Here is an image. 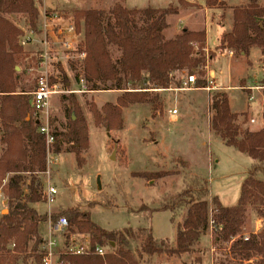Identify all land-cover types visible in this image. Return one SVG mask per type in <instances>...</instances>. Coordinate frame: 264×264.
<instances>
[{"label":"trees","instance_id":"1","mask_svg":"<svg viewBox=\"0 0 264 264\" xmlns=\"http://www.w3.org/2000/svg\"><path fill=\"white\" fill-rule=\"evenodd\" d=\"M40 1L0 0V143L5 146L0 155V184L5 181L3 190L8 206L7 213L0 217V264L18 261L42 264L40 250L44 239L38 225L48 222L53 227L62 219L67 222L66 240L75 234L90 235V252L81 256L62 255V264H151L153 257L161 254L180 259L191 252L210 222L218 230L217 239L230 244L232 260L264 264V227L256 234L243 235L249 209L264 218V128L255 132L242 130L238 119L245 114L231 112L225 92L211 96V130L224 146L247 155L251 164L235 205L226 207L217 197L211 198L212 220L209 217V182L201 175L184 178L181 191L171 195L159 207L158 211L179 214L174 225V242L158 241L148 230L134 252L128 248L129 240L135 238L132 230L107 231L90 221L89 211L72 208L47 217L31 207L43 200L37 176L46 171V147L25 95L31 91L26 93L19 89L20 73L15 70L25 56L19 43L22 31L5 16H21L28 30L37 32L39 11L36 2L40 4ZM176 2L177 6L169 5L163 9L132 10L117 2L108 14L103 10L75 13V30L82 34L78 50L85 54L81 64L77 65L81 72L77 77L85 80L91 92L102 90L99 85L104 83H112L114 87L103 90L122 91L115 104L106 103L100 113L94 114L97 125L101 119L108 131H119L123 126L122 109L142 104H152L155 109L158 106L155 91L181 88L182 80L176 76L177 72L194 75L193 88L208 86L204 71L207 64L205 32L182 29L172 40L163 36L168 28V17L178 15L180 8L195 7L186 0ZM204 4L209 9L224 6L219 0H204ZM110 47L119 51L116 60L111 57ZM219 48L231 50L235 57L247 56L250 49L258 48L264 68V7L258 5L257 0L233 8L232 30L221 36ZM35 61L32 59V66L36 65ZM63 83L69 88L65 77ZM62 101L68 106L67 125L63 133L51 131L54 138L52 151L59 155L62 144L67 145L64 153L73 154L79 168L83 165L82 154L89 147L86 122L75 95L64 96ZM262 108L264 120V92ZM23 175L30 176L27 194L22 190ZM171 175L169 171H156L139 172L135 176L156 181ZM111 244L114 252L102 257L94 254L95 247Z\"/></svg>","mask_w":264,"mask_h":264},{"label":"rangeland","instance_id":"2","mask_svg":"<svg viewBox=\"0 0 264 264\" xmlns=\"http://www.w3.org/2000/svg\"><path fill=\"white\" fill-rule=\"evenodd\" d=\"M186 1L194 4L195 7L180 8L178 15L167 18L168 28L163 32L166 40L174 39L182 29L203 31L198 28L204 24L209 26L210 16L207 13L205 15L196 13L199 9V0ZM46 2V4L43 0L40 4L36 2L39 11L37 29L42 24L43 10L47 13L56 12L66 20L74 21L76 12L103 10L108 14L113 7L107 5L110 0H46ZM117 2L123 3V0H116L115 3ZM133 2L138 9L177 6L176 0H132ZM5 17L22 31V36L30 32L23 17L15 15ZM72 39L74 43L79 44L82 41V34ZM194 47L197 48V45L194 44ZM22 48L25 56L18 62L16 67L19 70L16 72L20 73L19 89H24L28 93L33 91L37 77L35 72H31V68H34L32 59L37 60V46L25 45ZM110 52L113 60L119 57V51L116 48L110 47ZM204 54L208 63L213 53L204 50ZM57 55L56 63L52 65L53 75L58 77L62 87L64 86L63 77H65L70 90L80 89L78 80L81 76L79 78L77 76L81 72L77 64L68 53ZM204 71L208 82L206 66ZM248 73L242 75V72H234L231 85L237 87L238 91L230 92L234 109L231 112L243 106L245 112L242 113L245 117L239 118L238 124L242 130L248 129L255 132L264 128L263 109L262 106L258 107L257 102V99L262 98L264 90L252 91L247 87L264 86L262 83L264 75L258 70ZM176 76L182 80L181 88L155 91L154 94L157 95L158 100V106L154 107L155 109L152 104L134 105L122 109L123 126L119 131H108L101 119L100 124L97 125L94 114L100 113L106 103L115 104L122 91L103 90L114 87L112 83H104L99 85L102 90L91 92L86 85L87 92L73 94L78 99L86 122L88 151L82 154L83 165L78 168L74 155L68 156L70 153H64L67 145L62 144L59 156L63 153H67V156L60 157L59 163L51 168L49 175L37 176L40 181V191L44 192L48 185L57 190L51 204H48L44 198L42 202L34 204L37 213L48 217L53 214L59 215L72 208L89 211L90 221L107 231L132 230L135 238L129 240L128 248L134 252L139 248L148 230H151L153 237L158 241L174 242V225L179 220V214L173 215L169 211L158 210L166 199L181 191L184 178L201 175L209 182L210 220H212L214 208L210 201L212 197H217L223 206L235 205L251 160L234 148L224 146L211 130L210 125L211 96L219 92L227 94V91L218 89L209 92L208 98L206 95L198 100L190 98L187 100L189 107L185 108L183 105L187 99L186 93L181 91L193 88V85L184 86L186 72H177ZM252 92L255 93L253 96L255 100L248 102L247 96ZM25 95L27 99L30 98L29 93ZM64 96L67 97L70 94L55 96L51 100L48 113L50 131L57 130L63 133L66 130L68 106L62 101ZM173 109L177 110V114L171 119L169 111ZM208 131L213 138H210ZM156 171H169L172 175L156 181L135 176L139 172ZM23 178L22 190L24 194H27L30 176L23 175ZM98 180L101 185L100 190L97 185ZM3 189L4 186L0 192V217L8 211L7 198ZM263 227L264 218H260L253 209H249L243 235L256 234ZM48 229V222H41L38 227L39 233L43 236H46ZM73 236L78 243L82 244L90 239V235L85 234ZM217 236L218 230L210 222L191 252L184 254L180 259L168 258L164 254L156 255L151 264H219L220 262L246 264L232 260L230 244L219 241ZM103 248L106 253L114 252L110 245H105ZM58 257L57 254L56 260ZM16 264L21 262L18 261Z\"/></svg>","mask_w":264,"mask_h":264},{"label":"built area","instance_id":"3","mask_svg":"<svg viewBox=\"0 0 264 264\" xmlns=\"http://www.w3.org/2000/svg\"><path fill=\"white\" fill-rule=\"evenodd\" d=\"M41 20L42 24L37 32L30 31L21 36L19 43L21 46H37L36 65L31 68V72H35L37 77L34 89L29 93V104L33 117L39 125L38 131L44 136L46 147V171L44 175H49L51 168L58 163V155L52 151L54 138L50 131L48 119L51 100L55 96L85 93L87 90H85L86 82L82 77L78 80L80 89L70 90L65 86L62 87L58 77L52 73V65L56 63L57 54L59 53H68L77 65L81 64L85 58V54L78 50V43H74L72 39L78 35L74 22L66 20L56 12L47 13L46 10H43ZM194 83L195 77L187 76L184 86H192ZM210 88H212V82L208 80V86L204 89ZM249 89L264 90V86ZM169 114L171 115L170 118L175 117L177 110H170ZM1 184L0 192L5 185V181ZM56 194V188L48 185L43 192V198L48 204H51ZM66 227L67 222L64 219L53 227H49L48 239L44 240L40 250L42 264H62V261H60L62 255L81 256L90 252V239L84 244L78 243L73 235L69 240H66L64 234ZM60 251L62 252L60 253ZM57 254L59 257L56 260L55 256ZM94 254L102 257L106 252L103 247H95Z\"/></svg>","mask_w":264,"mask_h":264},{"label":"crops","instance_id":"4","mask_svg":"<svg viewBox=\"0 0 264 264\" xmlns=\"http://www.w3.org/2000/svg\"><path fill=\"white\" fill-rule=\"evenodd\" d=\"M43 1L45 4L47 3L46 0H43ZM115 1L116 0H110V2L107 3V5L109 7H112L114 5ZM219 1L223 2L224 6L221 8H211V9H209L205 6L204 0L198 1L199 9L196 10V13L198 15H202V14L205 15L207 13L210 16L209 26L207 27L204 24V26H200L198 28V30L200 29V30H203L205 32V49L204 50L206 52L213 53V55H211V60H209L207 65H206V69L208 70L207 72H208L209 81L212 82V88H210V89H201V88H199V89H196V88L182 89L185 91H181V92H185L186 93L185 96L187 98V99H185V104L183 105V106H185V108L189 107L188 106L189 101H187V100H189L190 98L198 100V99L203 98L205 95H206V98H208L209 92H211L213 90L224 89L227 91V95H228V99H229V106H230V109L232 111L234 109L232 108V103L230 100V92L238 91L237 87H233L231 85V83L234 79V72H242V75H243V74H249L248 72H253V71L258 70L259 72H261L264 75V68H263V63H262L263 56L261 54V51L258 48L250 49L247 56L240 55V56H236V57L233 56V53L231 50L226 49V48H219L221 36L223 34L230 33L232 30V27H233V8L246 6L249 3V0H219ZM257 3H258V5L264 7V0H257ZM133 4H134V2L132 3V0H123V5L128 10L138 9L137 6L135 7ZM153 9H163V8H153ZM182 14L183 13H181V15ZM191 15H193V14H191ZM251 57H253V58L251 59ZM248 88H254V87H247V89ZM248 90H250V89H248ZM255 90H252V91H255ZM78 94H81V93H78ZM254 94L255 93L252 92L251 94H249L247 96L248 102L255 100V97H253V96H255ZM257 102L259 105L258 107L261 108L262 98L260 100L257 99ZM250 109H251V107H250ZM235 110H237V111H235L233 113H236V114L242 113L244 111V108H243V106H241V109L237 108ZM172 118H174V117H172ZM208 134H209L210 138L211 137L213 138V136H211V133L209 131H208ZM4 148H5V146L0 143V155L2 154ZM66 154L63 153V155H61V156L58 155V161H59L60 157L62 158ZM69 155H71V154H68V156ZM31 207L33 209H35L34 204L31 205ZM40 224L41 223H39L38 227L40 226ZM40 236L44 240L48 239L49 229L47 230L46 236H43L42 234H40Z\"/></svg>","mask_w":264,"mask_h":264},{"label":"water","instance_id":"5","mask_svg":"<svg viewBox=\"0 0 264 264\" xmlns=\"http://www.w3.org/2000/svg\"><path fill=\"white\" fill-rule=\"evenodd\" d=\"M15 70H16V71H18L19 69L16 67V68H15ZM97 185H98V189L100 190V189H101V185H100V182H99V180H98V182H97ZM110 246H113V244H112V245H110Z\"/></svg>","mask_w":264,"mask_h":264}]
</instances>
